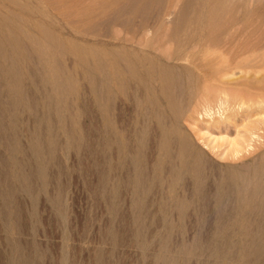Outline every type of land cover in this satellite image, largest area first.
Masks as SVG:
<instances>
[{"label":"rangeland","instance_id":"1","mask_svg":"<svg viewBox=\"0 0 264 264\" xmlns=\"http://www.w3.org/2000/svg\"><path fill=\"white\" fill-rule=\"evenodd\" d=\"M163 1L164 4L162 3ZM163 1L161 0V2L158 3L164 6L169 3L175 2V6L173 5L174 8L172 7L174 13H178V11L180 13V9L186 7L188 9L187 13L189 14V11H191V9L193 8L198 10V13L201 14V19L209 18L216 22L230 21L232 23H234L235 21V23H238V27H241L242 24H252L255 26V28H260V31L263 32L261 33L259 30H257L260 34L256 33L251 36H235L230 39L225 36H218L220 37L218 38V40L215 38V42H211L213 43L211 44L213 46L201 48L202 50H197L196 52H179L180 57L178 58H174L173 55H170V53L174 52L175 45L173 46L172 50L168 49L171 48L169 46H167L168 48L166 47L165 50V52L168 50L165 54L167 58L173 57V60L170 59L172 62L169 60V62L166 63L167 65L170 64L169 66H173L175 68V75H177V73L179 72V82L183 84L193 82L195 79V75L196 78L200 77L201 79L203 77L201 80H198V84L196 85V93H194L190 97L189 101L181 104L180 112L176 117L175 123L179 128V132H182L181 135H185L192 146H196L205 150L213 159H216L219 162L224 161L214 156V153L210 150L214 148V152L216 153V151L219 149H230V143H234L242 139H245L246 141L244 147L247 150L245 154L248 155V152L250 150H255L253 141L248 142L247 139V128L249 124L248 122L253 120L264 121V103L258 105L260 108L257 107V113L252 116L250 120H244L243 118L245 116L243 113L246 112L245 108H238L231 101L226 104H220L217 101L216 95L211 93L209 94L206 91L202 90H204V86L208 87L213 82V77L210 75V70H212L210 69V67L214 68L218 65V67H220L225 64H229L228 66H230L231 64V66L234 67V64L238 61L245 60L258 67L257 71H259V76L264 75V0H179L180 3H176V0H168V2L167 0ZM112 2L114 3V0H0V29H3V31H5L2 33V31L0 30V37L3 38L4 36H9L12 39L10 45H16L15 47L13 45V49L15 48V50H11L13 52L12 54H15V63L17 64V67L15 72L11 74L14 75L18 73L17 71H19L20 68L21 70L23 69L24 73H26L33 67L36 68L35 65L31 62L30 63L32 64V67L31 64L29 63V65L27 62L26 64L25 62L23 63V65L25 64L24 66H26V68L24 66L23 68L20 67L22 66L20 64V60L22 58H25L27 52H21V50H18L19 46L17 45V42L19 45L20 43L27 45L26 48H30L28 53H36L31 52V48L33 50L34 46L30 41L26 40L27 38L25 36H36V34H38L39 32L37 30V26H46L48 24V18L52 17L55 24L57 25V28H59L55 31V34L57 35L67 37L68 34L72 35L78 32H82V34L84 35L87 29L84 27H87L86 22L88 21V19L81 17L82 19L79 20L78 14H82L84 12L87 13L89 11L88 13H90V15H94L93 13H100L102 10H105L104 8H106L107 10L111 9L110 11H113L112 8H114V5ZM106 6H108L109 8ZM175 7H177V10H175ZM38 13L39 15H37ZM67 14L71 15V18L65 19L64 15L67 16ZM7 16L11 18V20L7 18ZM110 18V16L105 17L103 18V21L100 22V24L98 23L100 26L98 25L97 27L101 32L96 29V31H98L96 32L97 36H86L85 33L83 37H79V40H74L78 44H88L92 47V50L86 53L87 57L94 61L97 57H103L105 55L102 53L103 49L111 48L117 50L126 49L128 52L135 51L140 55L147 51L145 45L152 40L151 34L149 35L146 33L145 35V33H143V35H136L133 38L131 34L128 35L130 33V28L128 31V28L122 29L121 27L119 28L112 26L110 25V23H108L109 21L107 22V20H110ZM16 19L18 20V22H22L18 23ZM76 19H78V21ZM93 19L96 18H92V20ZM96 21H98V19H96ZM167 22L168 25L166 24V27H169L170 20ZM257 24H260V26H258ZM3 27L8 28L9 31L6 29L4 30ZM11 28L15 29L12 30ZM10 31L12 32V34ZM19 31H21V34L19 33ZM70 37L73 38L72 36ZM133 40L135 42H133ZM233 40L235 41V47L232 44ZM181 41L182 39H179L180 45L182 43ZM230 41L232 43H230ZM216 42H219V44L215 45L217 44ZM222 42L224 43V45ZM221 43L222 45H220ZM226 43H230L231 46L233 45V48L230 45V47L228 46L230 49L232 48L233 50H237L232 52L233 50L229 49V51L228 48L225 49L226 51L218 49V47H227L228 44ZM239 43L242 46H240ZM242 43H244V45ZM7 46L6 44L3 45V52L9 54L11 50H8V48L10 49L12 48V46ZM214 46L217 48H215ZM5 47H7V50H5ZM239 47H241L242 49H239ZM238 49L241 50V52ZM18 53L19 55H22L20 56L22 58H19ZM89 54L91 55V57L94 54V58H91ZM209 54H211L210 57L208 56ZM35 57L36 54L32 55V58L35 59ZM62 62L66 67L68 66L67 69H72L77 72L76 79L80 81V76L83 72H81L82 69H80L79 67L74 68V60L70 58L69 60H62ZM211 63L217 65H212ZM0 65V94L2 100L6 103L10 102L9 100H11L10 98H12V96L9 95L10 93L6 91L7 88L9 91V86L7 83L8 75L6 74L5 70H3L2 66H5V68H7L8 62L0 60ZM126 65L128 67L125 66V68L127 67L129 69L130 64L128 61H126ZM50 66V64H44V66L40 67H43V70L49 71L52 67ZM1 67L3 72L1 70ZM128 69H124L125 71L123 70L119 73L123 75L125 74L126 77L130 80V88H126V90H124V88L122 90L120 89V92L117 90L118 87L115 85L109 87L108 92L117 93L114 94L117 97L116 101L113 100L115 102H112V106L114 108L111 106V112L109 111V118L112 120L113 128L116 129L117 132L120 131L122 133L121 141L123 142V144L132 145L134 141V131L146 125V120L142 115L143 110L141 111V108L146 105V100L144 99L145 91L143 86L147 82L146 78L148 77H146L145 74L135 76L133 75V77L129 72L130 69ZM179 69H186L188 73L191 70L190 74H192L193 76L190 74L189 76H186V73H183L182 70ZM235 72L237 73L238 70H235ZM93 75L95 79L100 81L99 73L93 72L92 76ZM129 76H131V78ZM189 77H192L193 80L192 78L191 80H188ZM131 79H133V83H131ZM142 79L146 82H144ZM153 84L157 88V82ZM48 85L51 84L48 83ZM98 86L101 89L102 86ZM257 86L259 88H263L261 92L264 93V82H258ZM75 87L76 91L79 90L77 91L76 96L68 95L67 98L69 102L75 101V103H77L82 108L76 115L74 114L71 120L68 121L69 123L71 122L70 125L67 122V126L69 125L68 127L75 128V131L73 132L76 140L75 143L72 144L71 148H69V150H67L66 152L61 148L56 150V156L58 160L61 161V167L56 170L52 169L51 171L52 176H56L61 182L62 195H57L55 193L57 189H55L54 186L50 185L48 172H44L43 174L45 175L42 174L43 176L37 173L34 179V183H37L34 185V195L38 201L36 205L37 209H34L31 202L33 201V197L22 192V189L18 190L20 188H18V183L16 181V183H13L14 180H16V171L10 165L8 157L9 154L8 151H6L7 149L5 150V147L0 146V161L2 164H7L4 167L5 174H8L7 182L9 185H11V189L16 188V184L18 188L16 190L17 193L15 192V194L13 195L14 197L12 196L13 199L8 198L7 205L5 204L6 199L4 198V196L2 197V195H0V206H4V208L6 207L5 209L3 207H0V219L1 216L5 214V218L2 216L3 220H0V264H22L21 260L23 255L28 264L32 262L33 264H245V262L246 264H264L263 255L253 253L250 246L251 242H249L251 236H260L262 234L261 232H258L257 230L245 231V229H243L244 227L236 224L234 225V219H230L229 224L227 223V225L222 228L217 227L214 225L216 221V216L214 213V216L211 215L212 212L208 213V215L204 214L203 216H201V219L199 214L193 212L194 210L191 208V206L189 207L190 209L188 210V212L183 215H180L173 211V194L172 191H170V189L167 187L169 186L167 182L170 181L175 184L176 181L169 180L168 178V180H166L167 182H163L160 187H153L154 192L156 191L157 187V189L159 190L162 189L163 194L161 198L163 196H166V199L165 197L159 199V196L153 198L154 195H148L146 198V201H148V203L150 202L147 205L148 209L146 208V210H140L138 209L139 207L136 206V208H134V203L132 202L133 197L131 193L132 188L124 185L126 182L125 178H123L126 177V180H130L132 169H129L127 173H125V171H118L117 169L114 170L112 167L108 166V164H118V157L121 156H123L129 164L131 153L126 151V149L124 150V148L123 150H121L122 147L117 148L115 144H113L110 151L109 149L103 148L101 145H99L97 148L99 142L102 141L101 135L102 129H104L102 125V115L100 112L101 109L99 107L100 102L99 104L97 103L95 97L96 92L93 91L92 86L89 82L80 81L77 85H75ZM51 88H53L52 85ZM51 88L47 87L44 92L51 91ZM133 90H135V92H133ZM6 92L9 96L6 95ZM50 93L51 92L47 94ZM131 93L136 94V97H138L136 98L137 101L140 102L141 106H144H140L138 107V109H136V100L133 102V98L130 97L132 95ZM3 94H5V97L3 96ZM51 94L52 96L55 95L54 93ZM8 97L9 100L7 99ZM74 97H77V100H73L75 99ZM138 114L140 116H138ZM169 117L166 120L167 123H170L171 121V119L169 120ZM220 117L227 119L228 125L231 126L228 131L223 130V128L221 129V124H219L220 129L215 128V126H218V122L221 120ZM136 121H139V124L135 129L134 125ZM151 124L154 128H156V123L153 122ZM233 125H236L237 128L233 129ZM263 125L264 124H262L261 127L264 129ZM108 130H110V127L108 128ZM236 131H238L241 136H237ZM259 133L262 132L260 131ZM66 137V134L59 132V139L61 143H64L63 140L66 141ZM255 139L257 140V138L254 137V140ZM25 140V137L22 136V142L24 143H22V146L23 148L25 147V151L28 154V159L33 162V168H36L37 170H43L44 168L49 169L52 162H50L48 159L45 160L46 162L44 164H39L40 166L38 164H35V159L31 155V152L28 149V145ZM261 140L262 139H260V141ZM256 143L258 144L259 140H257ZM86 146H91V148L89 149ZM220 146L221 148H219ZM257 152L249 155L247 157V160L249 158H252L253 156H256ZM17 154H15V157H17V159H24L21 154ZM97 155H100V157ZM31 157H33V159ZM100 175L104 176L105 178L108 177L102 181V184L98 183L100 181ZM10 178L14 179H12L13 182H10ZM120 181L122 185H120ZM52 191L55 193H53V196L51 195ZM37 193L39 194V196ZM109 204H111L112 206H109ZM150 204H152L151 207H153L154 209L150 207ZM150 209L152 212L150 211ZM2 210H4L5 212ZM56 210L60 213L54 214V212H57ZM205 215H207L209 218ZM54 216L56 217V219ZM38 218H40L42 221L36 223V220ZM4 219L5 221L9 220L8 225H6L7 223L5 224L6 227L4 225ZM199 220H206V222L202 223V226H200V224H198ZM17 221L19 222L18 224H16ZM64 221H66L65 224ZM62 222L63 225L61 224ZM203 224L205 225L203 226ZM237 227L241 231L238 230ZM7 228H9L10 230L8 229V231ZM32 228L34 230H31ZM68 228L69 230H67ZM244 231L247 232L249 236L247 233H244ZM11 240L13 241V243ZM221 240L222 242H220ZM15 241H17L16 244H14ZM245 241L248 243H244ZM10 242L12 244H10ZM17 243H19V246L17 245ZM215 243H217V247L214 246ZM21 246L22 248L20 250ZM13 248L15 250H13ZM10 249L13 250V252L10 251ZM20 251L21 253H23L21 254ZM11 252L13 255L11 254ZM249 252L250 254H248ZM29 256H31V260H29Z\"/></svg>","mask_w":264,"mask_h":264},{"label":"bare ground","instance_id":"2","mask_svg":"<svg viewBox=\"0 0 264 264\" xmlns=\"http://www.w3.org/2000/svg\"><path fill=\"white\" fill-rule=\"evenodd\" d=\"M158 2H161V0L158 1L157 0H114V3L112 2L114 5V8H112L113 11H110L111 9L107 10L106 8H104L105 10H102L100 13L97 12L93 13L92 10V13L94 15L92 14L90 15L87 9L88 11L87 13L84 12L82 14H78L79 17L77 16L79 20L82 19L81 17L88 19V21L86 22L87 27H84L87 28L85 31L86 36L87 35L97 36L96 32L100 31L97 26L100 24V22L103 21V18L109 16L111 18L110 20H107V22L109 21L108 23H110V25L119 28L121 27L122 29L128 28V31L130 28L129 31L130 33L128 35L131 34L133 38L136 35H140V34L143 35V33H145V35L146 33L149 35L151 34L152 40L146 43L145 48L147 49V51L142 53V55H140L138 52L135 51L128 52L126 49H121V50L119 49L120 50L119 51L117 49L111 48V49H103L102 53L105 55L103 57H97L94 61H92L86 55L87 52L92 50V47L88 44L81 45L74 41V40H79L81 37L85 35V33L84 35L82 34V32L74 33L72 35L68 34L67 37L57 35L55 34V31L59 28H57L54 19L51 17L48 18L47 20L48 24L44 27H38L36 24L37 30L39 31L38 34L35 33L36 36L35 35L25 36L27 38L26 40L30 41L31 44H33L34 46L33 50L31 48V52H36V53H31V54L30 52L28 53L30 48H26L27 45H24L23 43L21 44L20 42L19 45L17 42V45L19 46V48L17 47L18 50H21V52H27L25 58L20 57L22 55H19L18 53L19 58L23 59L20 60V64L22 65L20 67L23 68L26 62L28 64L31 62L32 64L35 65L37 69L33 67L29 69L26 73H24L23 69L21 70L20 68V70L18 69L19 71H17L18 73L13 75L11 73L15 72L17 67L16 66L17 64L15 63L16 62L15 61L16 58L14 56L15 54H12L13 52L11 50L13 49L14 42L12 43L13 45H10L12 39L9 36L7 37L3 35L4 36L3 38L0 37V49H2L0 50V60L8 62L7 68H5V66H2L3 70H5L6 74L8 75L7 83L9 86V91L8 88L6 91L9 92L10 93L9 95L12 96V98H10L11 100H9V97L7 98L10 102L5 103L2 100L0 94V146L5 147V150L7 149L6 151H8L9 154L8 157H9L10 165L16 171L15 173L16 180L10 178L11 181L10 180L8 181L13 182L14 180L13 183L17 182L18 188H20L18 189L16 184L15 185L16 188L11 189V185H9L7 182L8 174L6 175L4 172V167L7 164H2L0 161V195H2V197L4 196V198L6 199L5 204L7 205L8 198L13 199L14 197L13 195L15 194V192L17 193L16 190L22 189V192L29 194L33 197L32 198L33 201H31L32 207L34 209H37L36 205L38 200L34 195L35 194L34 185L37 183H34L35 182L34 179L37 173L42 175L44 172L45 173L48 172L50 178L49 180L50 185L54 186V188L57 189L56 192L55 190L54 192L57 195L59 194L62 195L61 182L59 181V178H57L56 176H52L51 171L52 169L56 170L59 167H61V161H59L56 156V150L61 148L66 152L67 150H69V148H71L72 144L75 143L76 137L74 136V132H73L75 131L74 130L75 128L68 127L71 123V122L69 123L68 121L71 120L74 114L76 115L79 112V110L82 108L77 103H75V101L69 102L67 96L68 95L76 96V93L79 90L76 91L75 85H77L78 82L80 81L81 82L87 81L91 84L93 91L96 92L95 97L97 103L99 104L100 102L99 107L101 109L100 112L102 115V123H103L102 125L104 127V129H102V135H101L102 141L99 142L97 148L99 145H101L103 148L109 149L110 151V149H112L113 144H115L117 148L122 147L121 150H123L124 148V150L126 149V151L131 153V156L129 158L130 159L129 164L127 163L128 161H126V159L123 156H121L118 157V161H117L118 164L115 165L108 164V166L112 167L114 170L117 169L118 171H125V173H127L129 169H132L131 172L132 175L130 174V180L128 179L129 182L128 180H126V177L123 178H125V182H126L124 185L132 188L131 193L133 197L132 202L134 203V208L139 207L138 209L140 210H146L147 205L150 203L146 201L148 195H154L153 198L159 196L160 199L163 194L162 189L159 190L157 188L160 187L163 184V182H165L169 178V180L176 181L175 184L170 181L169 182L166 181L167 184H169V186L167 187L170 189V191H172L173 194L172 199L174 200V204L173 207L171 206L173 211H175L180 215H183L188 212V210L190 209L189 207L191 206V208L194 210L193 212L199 214L201 219H202L201 216H203L204 214L208 215V213L212 212L211 215L214 216L213 215L214 213L216 216L215 217L216 221L214 225L217 227L222 228L225 225H227V223L229 224L230 219L231 220L234 219L235 220L233 221L234 225L236 224L241 227H244L243 229H245V231L257 230L258 232H261L262 234L260 236L258 235L259 237L258 236L252 237L250 234L251 237L249 242H251L250 246L253 253L261 254L263 255L264 258V235H263L264 232V129L261 127L262 124H264L263 123L264 121L261 120L262 121L261 122L260 120H253L248 122L249 124L247 128V133H248L247 139L248 142L253 141L255 150L253 151L250 150L248 152V155H246L245 152H247V150L244 147L246 141L245 139H242L237 142L230 143L229 144L230 149L220 150L219 149L221 148L220 146L218 148L219 150H217L215 153L214 148H212V150L210 151L214 153V156H216L219 159H222V161L224 162H219L216 159H213L205 150L196 146H192L189 143L188 138L183 134L181 135L182 132L181 133L179 132V128L175 123L176 117L181 109V104L182 103L184 104L185 102L189 101L190 97L194 93H196L197 91L196 85L198 84V80H201L203 77L201 79L200 77L196 78V75L194 74L195 79L193 82L183 84L179 82V75H180V74L178 75L179 72L177 73L178 76L175 75V71H176L175 68L173 66H169L170 64L167 65L166 63L169 62V60L172 59L173 57L174 58L180 57L179 52H183V51L196 52L197 50H202L201 48L213 46L211 45L213 44L211 42L212 41L215 42L214 40L215 38L218 40V38H220L218 36H225L229 39L235 36H251L256 33H259L257 30L260 31V28L257 29L252 24H242L241 27H238V23H235V21L234 23H232L230 21L216 22L209 18L201 19L200 18L201 14L198 13V10L192 8L191 11H189L190 13L188 14L187 13L188 9L183 6H181L183 7V9H180L181 10L180 13L179 11L178 13H174L173 5L175 2L169 3L164 6ZM162 3L164 4V1ZM176 3H180L179 0L178 2L176 0ZM175 8H176L175 10H177V7ZM37 15H39V13ZM70 16L71 15L67 14V16L64 15V18L65 19L71 18ZM7 18L9 17L7 16ZM92 18H96L98 19V21H96V19H93L95 20L93 21ZM9 19L11 20V18ZM78 19L76 20L78 21ZM169 20H170L169 22L170 28L166 27L168 25L167 21ZM257 25L260 26V24ZM5 29L8 30V28H4V30ZM11 29L13 30L15 28H11ZM96 29L98 31H96ZM0 30L2 31V33L5 32L3 31V29ZM20 32L21 31H19V33ZM260 32L263 33L262 31ZM70 36H72L73 38H71ZM179 39L180 40L182 39L181 45L179 44ZM133 42L135 41L133 40ZM232 42L230 41V43H232L235 47L234 44L235 41L233 40ZM222 43L220 45H222ZM230 43H226L228 44L227 47H222V48L218 47V49L219 50L222 49L223 51H226L225 49L228 48L229 50L230 49L229 47L231 46ZM240 43L239 45L242 46ZM4 44H6V46L9 45L7 47L12 46V48L10 49L8 48V50H11L9 54L3 52ZM218 44L219 42L215 45ZM242 44L244 45V43ZM233 45L231 46L232 48ZM15 46L16 45H14V47ZM167 46L171 48H168ZM173 46H174V52L171 51L172 53H170V55H173V57L167 58L165 55L166 52L168 51L167 50L165 52L166 47L172 50ZM7 47H5L6 49L5 48L4 49L7 50ZM232 48L230 50H233ZM239 49L242 48L239 47ZM14 50L15 48L13 49V51ZM235 50L237 49H234L232 52H234ZM239 51L241 52V50ZM35 54L36 57L34 59L32 58V55ZM93 55L91 57V55L89 54L91 58H94L95 55L94 56ZM210 55L211 54H209L208 56L210 57ZM70 58L74 60V65H73L74 68L79 67L80 69H82L81 72L83 73L80 76V81L76 79L77 72H75V70L72 69L70 70L67 69L68 66L66 67L62 62V60H69ZM126 61H128L130 64L129 65L130 70L127 68L128 66L126 65ZM24 62L25 64L23 65ZM44 64H50L52 66V67L50 66L51 69L49 71L43 70V67L41 68L40 66H44ZM211 64L217 65L213 63ZM225 65L220 67H218L219 66L218 65L214 68L210 67V69H212L210 70L211 71L210 75L213 77L212 78L213 82L208 87L204 86L203 87L204 90L202 91H206L209 94L211 93L216 95L217 101L220 104H226L229 101H231L238 108H245L246 112L243 113L245 116L243 119L250 120L252 116H254L257 113V109L260 108L258 105L264 103V93L261 92L263 88H259L257 86L258 82L260 81L264 82V75L259 76V71H257L258 67L252 65V63L245 60L238 61L237 63L234 64V67H232L231 64H230L231 67L228 66L229 64H227L226 66ZM125 66L127 67L125 68ZM24 67L26 68V66ZM124 69H128L129 72L132 74V76L145 74L146 77H148L146 78L147 82L142 79L144 82H146L143 86L145 91L144 99L146 100L145 101L146 105L145 106L142 105L144 107L141 108V111L143 110L142 115L146 120L145 121L146 125L144 127L136 129L140 120L138 122L136 121L134 125L136 131H134V135H133L134 141L132 145L123 144V142L121 141L122 133L120 131L117 132L116 129L113 128L112 120L109 118L112 102H115L117 97L114 95L117 93L108 92L109 87L115 85L119 88V89L117 88L118 91H120V89L122 90L123 88L124 90H126V88H130V80L126 77L125 74L124 76L123 74L119 73ZM186 69L185 70L179 69V70H182L183 73H186V76L187 75L189 76L191 70L190 71L188 70L189 71L188 73ZM235 70H238V72L236 73ZM93 72L99 73L100 81L95 79L94 75L92 76ZM129 77L131 78V76ZM191 78L189 77L188 80H191ZM132 80L133 79H131V83H133ZM155 82H157L158 84L157 88L153 84ZM48 83H50L53 88H51V85H48ZM98 85L102 86L101 89L99 88ZM47 87H50L53 91L51 90L49 92L54 93L55 95L52 96L51 93L47 94L49 93L47 91H45L46 92L45 93L44 90H46ZM133 92H135V90H133ZM4 95L5 94H3V96ZM77 97H74L75 99L73 100H77ZM130 97L133 98V102L136 100L135 107L136 109H138V107L141 106L140 102L137 101L136 99L138 97H136V94H132ZM162 100L165 102H163ZM138 116L140 115L138 114ZM168 117L169 120L171 119L170 123L166 122ZM220 119L221 120L218 122V126H215V128L220 129L219 124H221V129L223 128V130L228 131V129L231 126L228 125L227 119L222 117H220ZM67 122L69 124L68 126H67ZM153 122L156 123L155 124L156 128L152 126L151 123ZM109 127L110 130H108ZM232 127L233 129L237 128L236 125H233ZM260 131L262 133H259ZM59 132L66 134L67 136L65 138L66 141L63 140L64 143H61L59 139ZM236 135L237 136L240 135L238 131H236ZM22 136H24L26 139L25 141L27 142L28 149L30 150L31 155L35 159L36 162L35 164L38 165L44 164L46 162L45 160L48 159L50 162H52L51 167L49 169L44 168L43 170H37L35 168L38 171L37 172L33 168V162H31V160L28 159V154L25 151V147L23 148L22 146L23 143ZM254 137L257 138V140H259L258 144L256 143L257 140L256 139L254 140ZM260 139L262 140L260 141ZM86 147L89 149L91 148V146H86ZM254 152H257L256 156H253L252 158H249L247 160V157L253 154ZM17 153L21 154L24 157V159L23 158L17 159V157H15V154ZM97 156L100 157V155ZM33 157L31 158L33 159ZM97 173H98V169H97ZM106 178L100 175V181L98 183L102 184L103 183L102 181L105 180ZM119 183L120 185H122L121 181ZM154 186H158L155 192L153 191ZM54 192L52 191V193L51 192L49 193H51V195L53 196ZM163 197H165L166 199V196ZM112 205L109 204V206ZM151 205L152 204H150V207ZM0 207L4 208V206H0ZM151 208L154 209L153 207ZM55 213H60V212L57 211L54 212V214ZM2 216L4 217L5 214ZM41 221L42 220L38 218L36 220V223ZM65 222L66 221H64V224ZM204 222H206V220L205 221L199 220L198 224L202 226V223ZM8 223L9 220L5 221L4 225L5 224L8 225ZM18 223L19 222L17 221L16 224ZM61 224L63 225V222ZM205 224H203V226ZM33 228L31 230H34ZM251 228H255V229H251ZM8 229L9 228H7V230ZM67 230H69V228ZM245 231L244 233H247ZM17 241H15L14 244H16ZM220 242H222V240ZM12 243L10 242V244ZM244 243L247 244L248 242L245 241ZM18 244L19 243H17V245ZM216 244L217 243H215L214 246H216ZM22 246L20 247V250ZM13 250L15 249L13 248ZM13 250L10 249V251L12 252ZM248 254H250V252ZM30 257L31 256H29V260H31ZM21 262L22 264H28L27 260L24 258V255L22 256ZM30 264H33V262Z\"/></svg>","mask_w":264,"mask_h":264}]
</instances>
